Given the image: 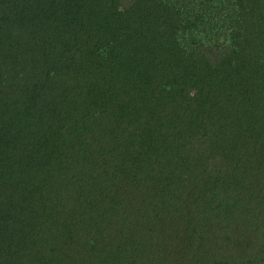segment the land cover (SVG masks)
I'll return each mask as SVG.
<instances>
[{
	"label": "trees",
	"instance_id": "16d2710c",
	"mask_svg": "<svg viewBox=\"0 0 264 264\" xmlns=\"http://www.w3.org/2000/svg\"><path fill=\"white\" fill-rule=\"evenodd\" d=\"M0 264H264V0H0Z\"/></svg>",
	"mask_w": 264,
	"mask_h": 264
}]
</instances>
